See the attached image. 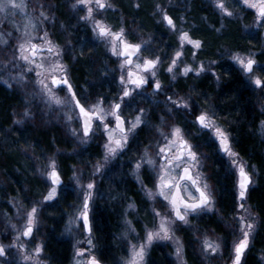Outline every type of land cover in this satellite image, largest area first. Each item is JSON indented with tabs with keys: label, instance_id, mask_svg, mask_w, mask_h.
Here are the masks:
<instances>
[{
	"label": "rangeland",
	"instance_id": "1",
	"mask_svg": "<svg viewBox=\"0 0 264 264\" xmlns=\"http://www.w3.org/2000/svg\"><path fill=\"white\" fill-rule=\"evenodd\" d=\"M145 1L148 0H69L65 15L73 25L68 26L67 31L57 18V12H49L41 2L0 0V84L24 94V118L30 117L32 111L42 112L74 149L87 150L97 146L100 150L94 158H87L88 154L82 156L79 165L64 163L55 152L31 156L35 167L29 168V173L38 183L37 198L25 202L17 198L9 212L0 213V258L3 264H51L46 254V242L51 239V232L56 239L68 240L71 245L72 257L67 264H87L89 258L96 257L99 251L103 252L108 264H151L157 250L163 253L167 264H190L185 258L184 242L178 231L196 232L193 221L216 210V202L212 200L202 209L185 212V218L178 220L174 216L171 195L182 168L188 164L199 184L211 196L206 170L208 155L197 141L206 138L215 141L220 152L223 137L219 134L226 133L230 138L219 117L211 113L210 94L200 90L199 85L203 80H209L216 86L219 81L217 65L222 57L231 60L244 72L247 61L258 53L251 48L245 51L231 49L219 42L209 57L203 54L204 40L198 34L200 30L213 29L215 32L211 34L222 35L226 23L236 22L243 32L249 31L250 38L259 37L261 45L258 46L264 47V13H259L264 0H149L147 5ZM197 2L213 12L218 20L215 25H211L204 15L197 20L193 18V6ZM138 12L140 16L136 17ZM144 16L148 17L145 18L147 23L155 27L144 26L141 23ZM80 23L90 30V39L106 58L105 61L93 60L91 83L78 90L82 99L90 98L86 102L88 108L103 111L104 105H108L111 111L115 106L116 100L104 101L106 95L101 96L98 91L108 77L114 79V85L121 92L128 86L127 68L123 60H118L120 44L114 39L118 31L140 42L144 50L137 57L135 67L143 63L147 54L153 55L157 64L149 74L157 78L166 89L164 94L170 96L157 100L146 91L136 93L140 100L130 114L129 132L122 144L117 140L121 134L104 131L103 125H97L86 135L70 92L53 81L55 77L70 78L75 46L67 36ZM43 47H46L45 51L41 50ZM253 68L248 79L256 84L261 79L259 73L264 70V62H255ZM202 113L207 118L201 120L212 126L209 130L200 128L196 121L197 115ZM178 116L182 119L178 120ZM215 127L219 133L214 132ZM259 134L264 140V118L259 124ZM140 135L144 136L141 138ZM184 138L192 141L197 158L193 162L183 158L169 164L173 157L166 156L165 149L176 153ZM131 140H134L131 144L134 152L124 163L130 167L128 173L138 186L140 200L144 203L139 205L127 197L118 200L114 207L116 228L111 244L99 248L95 243L94 216L98 203L109 198L108 189L103 185L111 181L110 167L127 150ZM93 141L99 145H90ZM229 154L224 159L234 174L236 195L237 172L242 166L252 177L250 191L257 187L260 181L258 168L242 160L234 150ZM53 169H57L63 179L61 185L51 182ZM182 190L187 199L198 198L191 184L184 182ZM46 211L51 212L56 223L54 227L45 222L43 215ZM258 219L249 200L244 202L243 208L237 205L231 218L233 232L228 263L223 258L222 237L208 238L196 232L200 238L199 253L204 251L206 264H233L234 259L242 255L241 246L252 242ZM260 257L264 264V254Z\"/></svg>",
	"mask_w": 264,
	"mask_h": 264
},
{
	"label": "trees",
	"instance_id": "2",
	"mask_svg": "<svg viewBox=\"0 0 264 264\" xmlns=\"http://www.w3.org/2000/svg\"><path fill=\"white\" fill-rule=\"evenodd\" d=\"M148 1L144 2L145 5L148 4ZM35 2H41L43 8L49 12H57V18L69 31L68 26L72 27L73 25L65 15L69 0H35ZM192 14L196 20L199 16H206L211 25L218 22L213 12L199 2L194 4ZM139 16L140 13L138 12L136 17ZM145 18L148 19L144 16L143 22H141L144 26L155 27L149 25ZM83 26L80 23L74 32H68L69 36L66 35L75 46L72 55L74 57L70 62L72 65L70 78L72 81L74 80L76 85H88L94 69L93 60H106L103 52L90 39V30ZM199 32L198 36L204 40L205 50L203 54L209 57L211 52L217 48L216 46L220 45L219 42L229 45L231 49H248L259 42L256 37L250 38L248 30L243 32L236 22L226 23L222 35L211 34L210 32H215L213 29H203ZM61 39L64 40V37ZM217 70L220 79L214 89L211 81L208 83L203 81L202 87L204 88L200 90L214 93L216 106L220 110L219 115L229 125L231 124L230 128L235 146L250 164L258 168L259 185L250 191L249 202L259 217V224L253 234L244 264H263L260 255L264 254V140L258 133L259 117L253 100L248 94L245 96L244 92L241 91L239 76L231 70V65L224 57L220 59ZM25 104L26 98L20 90L0 84V213L9 212L17 198L23 202L37 198L38 183L29 173V168L31 170L35 167L34 163H31V156L38 157L55 152L64 163L79 165L82 156L87 157L88 154L87 158H94L99 155L100 151L97 146H91L87 150H82L80 147L74 149L72 144L66 141L63 133L51 126V119L44 118L45 115L42 112L32 111L30 117L24 118ZM178 117L181 118L182 116ZM45 119L47 122L44 121ZM143 136L140 135L141 138ZM146 136L143 138L144 141L147 139ZM201 142V147H204L210 155L206 159V170L210 185L217 192V203L216 210L201 215L192 224L197 227L196 231L201 236L222 237L223 258L226 259L229 257V242L233 232L231 218L236 210L234 174L222 156L218 153L214 155L213 148ZM124 156L125 154H121L110 167L109 177L111 181L108 182L109 184L103 185L104 188L108 189L109 198L101 206L98 203L97 213L94 216L97 244L103 249L111 244V238L116 228V209L114 207L117 201L127 197L134 199L139 205L144 203L140 200L142 198H140L141 192L138 186L128 173L130 167L124 163L126 159L130 158L128 155L125 158ZM50 213V211L48 213L46 211L43 218L49 227L50 225L54 227L56 223L51 218ZM1 226L0 222V231L2 230ZM178 232L184 242V254L187 261L190 264H206V258L197 253V240L194 237L196 233L193 230L183 231L181 229ZM46 254L50 258L51 264H67L72 257L71 245L68 240L56 239L51 232V239L46 242ZM100 258L105 260L103 255ZM152 261L151 264H167L166 258L159 250L153 253ZM0 264H3L1 258Z\"/></svg>",
	"mask_w": 264,
	"mask_h": 264
},
{
	"label": "flooded vegetation",
	"instance_id": "3",
	"mask_svg": "<svg viewBox=\"0 0 264 264\" xmlns=\"http://www.w3.org/2000/svg\"><path fill=\"white\" fill-rule=\"evenodd\" d=\"M264 5V4H263ZM260 15V14H259ZM121 33V37L120 38H116V35L117 34H120ZM124 39L128 42H132V43H136L139 45L140 49H139V52L135 55V57L133 58V61L130 65H127V62H126V57H122L121 55V46H120V56L118 57V60L121 62L122 60L124 61V67L127 68V75H128V86L126 87V90L124 92H121V90L116 86L114 85V79L113 81L111 80L110 77H108V79L106 80L105 84L102 85L100 87V89L98 88V91H100L101 93V96H104L105 99L104 101H109L111 99L113 100H116V103H115V106L113 107V109L110 111L109 110V106L108 105H104L105 108L103 111H97L95 109H91V108H88V105L86 104L87 100H89L90 98H87V99H82L80 97V95H78V90H80V88L82 87H86V85H80V84H77L75 82L72 81L71 78H68V80L70 81L71 85H72V88H73V91L75 93V95L78 97V99L81 101V103L83 104V106L89 111L91 112L94 116L92 118V123H91V127H90V130L86 133L84 132L86 135H89L91 130L94 129V127H96L97 125H103L104 127V131H114L115 133L117 134H121V136H118L117 137V140L122 144L123 140H124V137L127 135V133L129 132V119H130V114L134 111V109L138 106V102L140 100V97L139 99L137 98V95L136 93H139L140 91H146L148 94L151 93V95H153L157 100H163V97H166V98H170L169 95H165L164 92L166 91V89L161 85V83L157 80L156 77L152 76L151 74H149L156 66L157 62L152 58L153 55H150V54H147V58L144 59L143 63L140 64L138 67H135V62H136V59L138 56H140L144 50L142 49V46L140 44V42L130 38V37H127V36H124L122 32H117L114 36V39H116L119 44H120V39ZM256 38L259 39V42H256L254 46L251 47L252 50H256L258 53L254 55L255 58L253 59H249L245 65V71L243 72V70H241L235 63H233L231 60L229 59H226L224 57V59L229 62V64L231 65V70L235 73H237V75L239 76V79H240V85H241V91L244 92V95L246 96L248 94V96H250L251 100H253V105L256 109V112L258 114V117H259V121H258V127H259V124L260 122L262 121V119L264 118V110H262L263 106H264V70L262 72H260V76H261V79L260 81H258L256 84L253 83L250 79H248V76L254 71V68H253V65L255 64V62H264V47H259L261 45V39L259 37L256 36ZM259 45V46H258ZM239 49V48H238ZM239 50H242V51H245V49H239ZM112 71L114 70L113 69V65L111 67ZM133 70V71H137L139 73L142 74L143 76V79H144V83L139 85V84H132L131 81H130V76H129V73L130 71ZM219 76V74H218ZM219 79H220V76H219ZM205 83H208V81H205L203 80ZM202 81V82H203ZM202 82L201 84L199 85V88L200 89H203L204 87H202ZM214 82V81H213ZM91 82L89 81L88 85L90 84ZM60 86H64L62 84H60ZM66 87V86H64ZM215 86H213V89H214ZM68 89V87H66ZM97 90V89H96ZM68 91L70 92L71 96H72V93L71 91L68 89ZM204 91V90H203ZM208 93V92H207ZM104 94V95H103ZM210 94L209 96V99H210V104H211V113L213 112L214 115L218 116L219 119L221 120L220 122L223 124V126L226 128L230 138L227 136V134L221 132L219 134L220 137H223L221 143L223 141H226L228 143V147H227V150L226 152H223L222 151V148H221V143H220V152L222 154H224V157L223 155L218 151L217 149V144L215 141H208V139H203L204 141H202L204 144H208L209 146H211V148H213L214 150V155L216 153H218V155L222 156L223 158L227 157L228 155H230V151L234 150L236 152V154L244 161H247L248 160L240 153V151L237 149V147L235 146V143H234V137H233V134L231 132V128H230V125L227 123L226 120H223L222 117L219 115V111L217 106H216V98L214 97V93L211 92V93H208ZM150 95V94H149ZM73 98V96H72ZM109 99V100H108ZM74 100V98H73ZM208 114V112H206ZM203 115H197L196 117V121L197 123L199 124L200 128H203L204 130H209L210 128H212V126L209 124V123H204L201 119L202 117L207 118V115H205L204 113H202ZM214 118V117H213ZM180 118H178L179 120ZM171 121V119H170ZM100 128V127H99ZM215 133H219L218 131V128H214L213 129ZM84 131V130H83ZM259 133V132H258ZM218 138V136H217ZM97 139V137H96ZM134 140H131L129 141V144H128V147H127V150L124 151L122 154H127L129 156V154L133 153L134 150L132 149L131 147V144ZM131 142V143H130ZM194 143V142H193ZM90 145H94V144H97L99 145V143H95L93 141V143H89ZM197 144L200 146V141H197ZM233 148V149H232ZM194 147L192 145V141L190 142L187 138H184L181 140L180 142V148L178 149V151L175 153V151H172L170 150L169 148H166L165 149V154L166 156H172L173 157V160H170L169 161V164H172L173 161H177V160H182L183 158H186L188 159L190 162H193L195 161V159L197 158V152L194 150ZM127 152V153H126ZM121 155V154H120ZM208 156H210L208 153H207ZM207 156V157H208ZM226 161V159H225ZM189 166L188 164H185L184 167L182 168L181 170V173L183 171V169L185 167ZM192 170V173H193V176L195 177V179L197 180V183L198 185L205 191V193L208 195L209 197V202L208 204L213 200L217 203V192L214 190L213 187L212 190H210V194L211 196L209 195V193L203 188V186H201L198 182V179L197 177L194 175V172H193V169L191 166H189ZM244 167V166H242ZM240 167V169L242 168ZM245 168V167H244ZM239 169V170H240ZM246 169V168H245ZM238 170V172H239ZM247 171V170H246ZM237 172V174H238ZM180 173V175H181ZM248 173V172H247ZM249 174V173H248ZM250 176V175H249ZM251 177V176H250ZM251 180H252V177H251ZM186 182V181H185ZM184 183V182H183ZM188 183V182H187ZM252 183V181H251ZM251 185V184H250ZM250 185H249V188L247 190V193L245 195V197L243 198H240L239 194H240V189L238 187V175H237V188H238V194L236 195L235 193V199H236V208H237V205L239 206V208H243L244 207V202L246 200H249V194H250ZM199 197V195H198ZM213 199H212V198ZM198 199V198H197ZM196 199V200H197ZM189 200V199H188ZM190 201H193V200H190ZM102 204V202L100 203ZM207 204V205H208ZM207 205H205L204 207H206ZM202 207V208H204ZM202 208H198L197 210L199 209H202ZM187 212V211H186ZM195 227V226H194ZM196 230H197V227H196ZM197 232V231H196ZM195 232V233H196ZM196 237V240H197V246H198V250H197V253L200 255L199 253V244H198V240L200 241V238H199V235L196 234L195 235ZM208 238H210V236H208ZM95 243L97 244V238L95 236ZM98 245V244H97ZM99 248H102L100 245H98ZM242 249L240 250V258H239V262L237 264H244V260L246 258V255H247V251H248V248L250 247L249 243L247 244H244L243 246H241ZM229 248H231L229 246ZM243 251V253H242ZM204 252V251H203ZM202 252V255L204 256ZM229 253H230V249H229ZM244 253L246 255H244ZM103 255V252L99 253L96 255V258L103 261V262H106L105 260H102L100 258V256ZM229 257H230V254H229ZM229 257L226 258V260H224L225 263H228L229 261ZM49 258V257H48ZM237 258V257H236ZM236 258L234 259V263L235 264V261H236ZM50 260V258H49ZM51 262V260H50ZM107 263V262H106ZM108 264V263H107Z\"/></svg>",
	"mask_w": 264,
	"mask_h": 264
},
{
	"label": "water",
	"instance_id": "4",
	"mask_svg": "<svg viewBox=\"0 0 264 264\" xmlns=\"http://www.w3.org/2000/svg\"><path fill=\"white\" fill-rule=\"evenodd\" d=\"M259 13L260 14L264 13V5H262ZM120 37H121L120 34L116 35V38H120ZM120 45H121V55H122V57L127 58L126 59L127 65H130L132 63L135 55L139 52L140 47L138 44L128 42L124 39H121ZM41 50L45 51L46 47L41 48ZM129 76H130V81L132 84L141 85L144 83V79H143L142 74L137 72V71L131 70L129 73ZM53 81L55 84L65 85L71 91L72 96H73L74 101H75V104H76V107L79 111V114H80V117L82 120L83 130H84V132L87 133L90 130L92 118L94 115L91 112H89L82 105V103L79 101V99L75 95L73 88H72V85L68 79L60 80L57 77H55L53 79ZM227 147H228V143L226 141H223L221 143L222 151L226 152ZM50 180L54 185H61L63 183V179L61 178L57 169L52 170ZM184 181H188L192 185V187L198 192L199 198L196 201L187 200L185 198V196L183 195V192L181 189V184ZM251 181H252L251 177L247 173L246 169L244 167H242L238 172V187L240 189V194H239L240 198L245 197L247 190L249 188V185L251 184ZM208 202H209V197L205 193V191L198 185L197 180L193 176L191 168L188 166L185 167L183 169L177 183L175 184V187H174V190L172 193L171 204H172L173 209H174V216L178 220H182L185 217V214L182 211L183 209L186 211H193L195 209L204 207L205 205L208 204ZM85 221H86V225H87V229H88L89 227H88L87 216H85ZM29 229L31 231L32 227H30ZM239 258H240V256H238L236 258L235 264H237L239 262ZM87 264H105V263L100 261L99 259H97L95 256H91L89 258Z\"/></svg>",
	"mask_w": 264,
	"mask_h": 264
}]
</instances>
